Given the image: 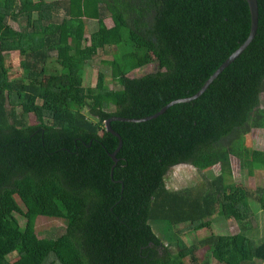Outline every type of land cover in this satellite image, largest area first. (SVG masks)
Wrapping results in <instances>:
<instances>
[{"label": "trees", "instance_id": "1", "mask_svg": "<svg viewBox=\"0 0 264 264\" xmlns=\"http://www.w3.org/2000/svg\"><path fill=\"white\" fill-rule=\"evenodd\" d=\"M258 2L255 38L201 96L146 122L111 123L123 139L115 165L119 140L106 122L194 96L247 39V0H0V264H187L196 248L174 228L207 231L217 210L242 224L254 214L251 200L264 209V188L239 187L232 165L236 158L250 176L264 172V151L247 159L246 139L264 130ZM125 33L135 46L126 53ZM101 50L112 54L102 62L114 88L104 72L85 86ZM14 52L18 78L7 57ZM154 64V73L129 77ZM179 165L220 173L173 191L165 178ZM39 217L61 220L65 232L40 238ZM199 245L218 264H264V238L256 245L243 231Z\"/></svg>", "mask_w": 264, "mask_h": 264}, {"label": "rangeland", "instance_id": "2", "mask_svg": "<svg viewBox=\"0 0 264 264\" xmlns=\"http://www.w3.org/2000/svg\"><path fill=\"white\" fill-rule=\"evenodd\" d=\"M53 1V0H47ZM108 25H112L113 22L110 18L105 20ZM10 23L15 26V28H20L18 22L10 20ZM97 21H88V33L90 34L97 28ZM126 32V31H125ZM130 40L128 41L127 35L125 33L123 42L121 44V49L124 53L130 52L134 45ZM9 60L13 65L12 78H18L21 76V56L19 53H9L7 55ZM112 54L105 53L101 50L99 56L93 61L92 66L88 68L87 74L85 77V86L91 87L95 86L98 73L104 72L106 74L107 83L110 88H114V83L111 81L110 70L107 65L102 61L111 58ZM52 68H59V65L52 64ZM156 71V65H151L140 70H136L133 73L129 74L131 78H138L149 73H154ZM262 108H264V93H262ZM37 121L34 116L30 117V123L35 124ZM247 145L250 149V152L247 154V159L250 157L252 150L264 151V130L263 129H254L247 136ZM234 181L239 187L242 188H251L259 189L264 188V172L257 171L254 176H250L247 171L246 163H241L238 159L232 158ZM220 173V168L215 167L211 171L206 173H201L196 168L189 165H179L173 167L165 178L166 185L168 189L173 191H179L186 188H197L201 186L205 181L213 179ZM251 206L254 210L253 216L244 223H238L233 219H225L222 215L219 214V211L215 213L212 218V226L207 231H202L200 233H195L191 231L186 225H181L180 228H174L173 232H179L181 230L182 239L187 244V246H195V258L196 261H192L191 257L186 259L187 264H205L206 260H209L211 264H218L215 260L210 259V254L206 246H201L199 243L202 239L207 236L213 235H227V234H237L241 231L245 232L252 240H255V244L258 245L260 240L264 238V209L261 205L251 200ZM37 234L40 238H49L53 236L60 235L64 233L63 222L59 219H51L47 217H39L36 222ZM154 229L159 237H162L163 232L158 231L157 227L154 225ZM172 232V231H171ZM169 232L168 229V233ZM162 233V234H161ZM166 243V240H164ZM176 249L177 252V248ZM255 264H262L260 261H257Z\"/></svg>", "mask_w": 264, "mask_h": 264}, {"label": "water", "instance_id": "3", "mask_svg": "<svg viewBox=\"0 0 264 264\" xmlns=\"http://www.w3.org/2000/svg\"><path fill=\"white\" fill-rule=\"evenodd\" d=\"M247 2L249 5L250 14H251V29H250V32H249L247 39L215 70V72L208 79H206V81L202 85L201 89L194 96L172 101L171 103H169L168 105L163 107V109L160 110L158 113H156L152 116L143 118V119H125V118H121V117H116V118L109 119L106 122V129L109 132L113 133L119 140L118 148L116 149V151L114 153L110 154V157L115 162V165L118 163L117 155L123 147V139L119 133H117L116 131H114L112 129L111 123L113 121L131 122V123L132 122L133 123L146 122V121L158 118L159 116L164 114L173 105L183 103V102H189V101L196 99L197 97L201 96L203 94V92H205L210 87V85L219 76V74L225 68H227L231 63H233L244 52V50L250 45V43L253 41V39L256 36L257 30L259 27V2H258V0H247ZM113 169H114V167L112 168V171H113ZM112 177H113V174H112ZM116 183H122V182L120 181V182H116Z\"/></svg>", "mask_w": 264, "mask_h": 264}]
</instances>
